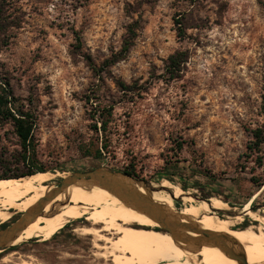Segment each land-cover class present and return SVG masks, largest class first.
Returning <instances> with one entry per match:
<instances>
[{
    "label": "rangeland",
    "instance_id": "obj_1",
    "mask_svg": "<svg viewBox=\"0 0 264 264\" xmlns=\"http://www.w3.org/2000/svg\"><path fill=\"white\" fill-rule=\"evenodd\" d=\"M0 18V85L12 90L16 105L35 111L39 163L57 176L54 184L73 173L102 166L122 172L134 163L144 180L162 186L168 181L154 178L174 157L175 143L185 141L183 178L176 181L189 190L175 200L176 209L195 204L185 198L220 199L229 210L213 208V214L242 218L239 229L259 226L242 212L249 204L264 214V144L250 149L253 132L264 128V0H0ZM131 31L126 58L105 67ZM177 53L188 60L173 80L166 65ZM95 67L105 70L101 77ZM110 107L108 132L97 133ZM105 137L108 153L97 159ZM21 149L13 126L0 118V157ZM205 169L215 181L198 174ZM25 194L17 193L9 208L0 204V230L29 212L17 208ZM78 222L40 247L37 240L16 246L34 251H2L12 256L0 264H113L98 257L104 250L92 236L71 235Z\"/></svg>",
    "mask_w": 264,
    "mask_h": 264
},
{
    "label": "bare ground",
    "instance_id": "obj_2",
    "mask_svg": "<svg viewBox=\"0 0 264 264\" xmlns=\"http://www.w3.org/2000/svg\"><path fill=\"white\" fill-rule=\"evenodd\" d=\"M56 177L48 172L23 178L28 179L26 183L22 182L23 179L0 182V204H5L6 208L13 206L17 193L24 190L26 194L18 198L21 202L17 208L30 212L39 201L53 192ZM125 181L133 184L130 180ZM107 183L113 184L112 188L123 186L114 180H107ZM162 187L174 191L176 198L185 194V191L170 186L168 182ZM136 188L141 193H148L142 187ZM153 198L172 213L178 214L180 223L195 225L212 232L217 238L221 236L225 246L217 247L202 240L199 244L185 246L175 232H164L161 224L129 207L101 182H79L54 198L42 209L37 220L25 228L14 246L34 238H52L70 222L86 218L93 226L79 230L80 235L92 236L94 246L104 250V253H98V257L110 259L113 264H240L232 255L244 256L249 264H264V214L249 212V204L244 211L259 226L239 229L237 226L243 221L242 218L221 219L212 213V208L229 210L228 204L220 199H212L209 205L185 198L188 203L192 200L195 204L177 210L175 199L169 194L155 192ZM9 217L7 215L1 222ZM99 225L102 226L100 229L97 228ZM104 233L115 237L109 238ZM192 235L194 238L201 237L198 233ZM98 242H103L105 246L100 247Z\"/></svg>",
    "mask_w": 264,
    "mask_h": 264
},
{
    "label": "trees",
    "instance_id": "obj_3",
    "mask_svg": "<svg viewBox=\"0 0 264 264\" xmlns=\"http://www.w3.org/2000/svg\"><path fill=\"white\" fill-rule=\"evenodd\" d=\"M1 30L2 22L0 18V32ZM134 38L135 33L131 31V36L125 39L123 49L119 53L113 55L111 59L107 60L105 62V67H112L118 62L124 60L133 45ZM187 60L188 57L184 53H177L169 58L166 65V73L171 76V79H179L180 73L183 69V65L187 62ZM94 70L98 77H101V74L105 72V70L98 69L96 67L94 68ZM16 103L17 101L13 96L12 90L0 85V118L13 126L15 135L18 137L20 146L22 148L21 151L17 153V155L11 156L10 159L4 160L2 157H0V169L11 168L15 165L20 166L19 168H21L18 171L4 172L3 174L0 173V182L9 180H21L23 178L31 177L39 173L49 172V169H46L44 166L40 165L38 159V150L36 143V129L38 119L36 117V113L32 108H25L22 105L18 106L16 105ZM105 111L107 112V115H102L101 121L99 122L101 126H96L95 130L97 133L100 131L106 135L111 118L113 116V108L110 107ZM253 136L257 140L254 143L255 147H250L251 152L254 153L257 150H261V146L262 144H264V128L255 130L253 132ZM103 142L104 143L102 148L98 149L95 153V158L97 159L104 158V155L108 153V139L106 137L103 138ZM185 144V141L175 143L176 148L172 150V152H174V157H167L165 159V166L157 173V176L154 179L157 180V182L166 180L176 185L179 184L180 188L183 191L187 192L189 190L187 183L183 182L180 184L176 181L177 178H183V174L180 168L181 161L179 160V154L183 151ZM88 154L90 156H94L91 151H89ZM122 172L138 179H145L140 173H138L137 166L134 163L128 166L125 170H122ZM198 174L205 178H209L214 181L216 180V178L210 173V171L206 169L199 171ZM261 185H264V183H262ZM193 188L201 190L202 192L204 191L203 185H201L199 182L193 183ZM204 197L206 199H209L212 197V195L208 194ZM226 202L232 204L230 201ZM254 203L255 202H253V204ZM247 226L248 223H245V225H243V228Z\"/></svg>",
    "mask_w": 264,
    "mask_h": 264
},
{
    "label": "water",
    "instance_id": "obj_4",
    "mask_svg": "<svg viewBox=\"0 0 264 264\" xmlns=\"http://www.w3.org/2000/svg\"><path fill=\"white\" fill-rule=\"evenodd\" d=\"M107 180L119 181L123 186H115V188H112L111 185L113 184L107 183ZM125 180H130L135 186L131 183L127 184ZM79 182H85V184L91 182L103 183V186H105L115 196L120 198L129 207L136 209L139 213H142L144 216L161 224L163 226L162 230L164 232L171 234L176 233L185 246L199 244L200 240H202V242H210L217 247L225 246H223L224 241H222L221 236L217 238L212 232L200 229L195 225L180 223V220L177 218L178 214L172 213L166 209L164 205L154 200L153 194L155 192L162 191L168 192V194L173 199H178L175 197V193L171 189H165L162 186L154 185L150 181L138 179L112 168L102 166L85 173H73L67 177H64L61 182L56 183L54 185L55 189L53 192L39 201L30 212L22 213L21 218H19L14 224L0 230V251H6L9 248L16 247L14 246L15 241L21 236L29 224L37 220L40 214H42V209L54 198L58 197L61 193L67 191L68 188ZM136 187H142L148 193H141ZM203 202H207L209 205H211V203L207 200H203ZM249 210V212L254 213V209ZM242 213L248 216V212L243 210ZM228 214L235 215L234 212H230ZM197 233L201 235L200 238L193 237L192 234ZM232 256L233 259L238 261L240 264H249L247 258L244 256Z\"/></svg>",
    "mask_w": 264,
    "mask_h": 264
},
{
    "label": "flooded vegetation",
    "instance_id": "obj_5",
    "mask_svg": "<svg viewBox=\"0 0 264 264\" xmlns=\"http://www.w3.org/2000/svg\"><path fill=\"white\" fill-rule=\"evenodd\" d=\"M84 219H86V218H84ZM17 220V219H16ZM77 221H79L77 224H72L70 227H71V229L69 230V232L71 233V235L72 236H75L76 234H78V231L79 230H82L83 228H81L80 227V225H83V227H85V228H88L89 226H90V224L93 226V223H91V222H89V223H86L85 221H80V220H77ZM15 222V221H14ZM14 222H12V223H14ZM74 222V221H73ZM68 225V224H67ZM67 225L63 228V229H61V230H59L56 234H55V236L57 235V234H59L61 231H63L66 227H67ZM97 227H102V226H97ZM55 236H53V237H55ZM52 237V238H53ZM52 238H49V239H42V238H34V239H30V240H27L26 242H28V241H31V240H37V241H33L32 243L33 244H36V245H34V246H36V247H40L41 245H37L38 243H41V242H47V241H50V240H52ZM73 240H75V239H73ZM91 241H93V240H91ZM55 244H57V243H55ZM32 246V245H31ZM58 246V245H57ZM29 246L27 245V246H25V247H23V246H21V247H12V248H9L8 250H6V251H4V252H10V253H13V252H15L14 254H19V253H21V252H19V251H22V252H31V251H34V250H31V249H29L28 248ZM56 251H59L58 249H56ZM2 251H0V253H1ZM12 255L11 254H4V255H1L0 254V260L1 261H5V262H7L8 261V257H11ZM27 258H29V259H32V256H26ZM20 258V257H19ZM6 259H7V261H6ZM15 264H21V263H15ZM22 264H26V263H22ZM28 264V263H27Z\"/></svg>",
    "mask_w": 264,
    "mask_h": 264
}]
</instances>
